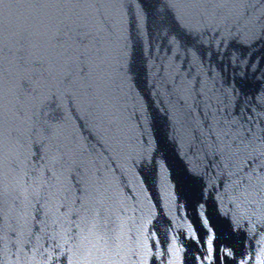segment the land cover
Masks as SVG:
<instances>
[{
	"label": "water",
	"instance_id": "water-1",
	"mask_svg": "<svg viewBox=\"0 0 264 264\" xmlns=\"http://www.w3.org/2000/svg\"><path fill=\"white\" fill-rule=\"evenodd\" d=\"M0 264H264V0H0Z\"/></svg>",
	"mask_w": 264,
	"mask_h": 264
}]
</instances>
